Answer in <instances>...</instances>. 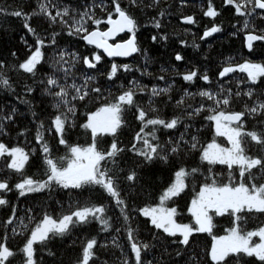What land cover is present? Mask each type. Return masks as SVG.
Returning a JSON list of instances; mask_svg holds the SVG:
<instances>
[{
    "label": "trees",
    "instance_id": "trees-1",
    "mask_svg": "<svg viewBox=\"0 0 264 264\" xmlns=\"http://www.w3.org/2000/svg\"><path fill=\"white\" fill-rule=\"evenodd\" d=\"M43 2L49 6L52 15L57 10L69 9V16L63 17L69 24L72 18L79 19L81 13L89 11L93 19L101 23L95 24L93 20L85 18L84 27L88 31L92 28L102 30L109 14L114 16L115 5L112 0ZM118 2L136 21L135 44L139 51L130 58L111 61L86 46L80 38L81 34L70 36L67 26L59 22L52 23L43 14L32 15L34 11H39V0H0V9L7 12L19 10L28 14L30 19L27 23L35 32L33 35L24 27V18L0 12V62L5 65L0 73L5 75L11 85L9 88L0 87V143L9 148L21 147L29 155L22 173L8 169L9 158L0 157V182H7L11 189L0 191V198L7 201L5 205H0V243L16 253L6 264H23L24 256L20 249L30 236V231L45 214L57 219L85 204L103 206L106 209L104 216L108 221V230L105 231L104 226L96 220L77 224L63 237L56 236L44 244H35L36 264H76L81 257L82 248L90 239L97 241L93 249L95 258L90 264H123L125 260L128 264H135L128 239L129 228L133 230L136 240L150 246L147 251L142 252L145 264L148 261L152 264H212L208 256L211 239L213 236L223 235L232 225L231 215L216 216L210 212L214 225L212 234L195 233L190 237V244L184 246L173 243V240L180 239L179 236L169 237L152 227L150 220L140 215L139 209L159 203L160 195L174 181V174L180 168L189 173L193 168L198 171L186 178L184 191L167 203L177 209L175 220L178 222L194 223L187 210L190 186L197 189L202 181H212L213 178L219 180V183L239 182L237 166L229 170L226 165L210 166L201 162L200 151H192L190 143L195 136L199 141L198 148L206 147L213 140L219 145H227L222 136L215 135L214 123L206 119L210 115L208 109L215 107L214 101L199 96V92L208 91L218 99L229 98L228 106L221 105V110L225 112H245V106L252 107L258 102H264V77H260L256 84L250 83L247 75L239 70L223 78L219 77L223 67L229 64L237 67L251 58L264 65V41L253 43L252 51L246 49L243 42L245 32L254 31L258 35H264V22L258 21L259 17L264 19V14L255 12L250 17L237 15L234 7L227 5L225 0H137L135 5L130 0ZM209 2L219 13L215 18L204 15ZM188 16L193 17L195 22H183ZM245 19L249 21L247 29L244 27ZM157 22L160 25L158 28L155 26ZM212 26L221 30L204 37L205 30H210ZM153 37H156L155 41ZM37 39L44 42L41 48L43 59L37 65L35 75H31L19 70L18 65L35 50ZM60 52L68 54L65 60L69 63L61 62L64 68L70 67L73 62L71 54H76L75 67L71 68V74L67 78L63 71H56L59 65L55 61L59 59ZM12 53L16 55L13 56ZM177 54L183 59L177 61ZM94 56L100 57L99 62L93 59ZM83 57H88L96 67L88 68L84 65ZM113 65L117 66V73L112 80H108L107 74ZM125 65L128 66V71H125ZM190 71H196L198 75L193 81L186 82L183 75ZM203 75L208 76V82L201 79ZM50 76L57 78L60 84L75 83L77 86L85 85L86 76L94 77L87 83L89 95L84 100H72L75 93L71 88L68 89V100L75 106L76 114H69L63 133L66 141L64 145L59 143L60 136L55 133L52 121L60 112L67 110L64 107L59 110L54 107V97L46 94L47 79ZM161 76L164 79H159ZM154 87L157 90L168 88L169 91L153 96L151 90ZM92 88H100L101 91L92 92ZM129 89L135 92L134 105L124 106L121 113L122 126L115 135L100 134L96 138V147L100 151L111 150L114 141L123 149L114 161L107 159L102 164L116 176L124 205L117 206L114 198L99 186L64 189L52 184L41 192L19 195L15 185L24 177L36 181L47 179L42 144H47L48 155L55 160L69 155L72 146L88 147L93 143L91 131L82 127L87 122L88 114L114 102L117 96ZM186 92L188 95H185ZM248 92L252 93L251 98L245 95ZM180 100L184 103L178 105L177 101ZM201 105L205 110L189 115ZM137 107L145 110L148 117L159 116L166 121L177 117L180 119L174 129L155 126L156 140L152 141L148 137L153 144L161 145V151L168 155L167 163L160 159L145 162L143 157L130 150L134 143L137 148L143 147L142 141L138 143L135 139L141 128L137 119ZM8 116L11 119H7ZM243 124L247 131L264 132V115L246 114ZM152 127L149 126L145 132L151 131ZM38 130L43 137L42 143L37 142ZM246 139L247 154L264 157L261 146L250 141V138ZM173 146L179 149L175 154L170 152ZM133 172L135 179L128 181L126 176ZM252 174L253 183H264V169H253ZM122 212L128 216L127 221ZM240 215L243 219L239 226L243 232L264 226V213L244 212ZM9 219L13 223L5 227V222ZM13 229H16L15 233ZM257 241L258 238L253 237V242ZM237 259L239 264H262L255 256L248 257L244 254H240L239 258L228 257L226 264H237Z\"/></svg>",
    "mask_w": 264,
    "mask_h": 264
},
{
    "label": "snow or ice",
    "instance_id": "snow-or-ice-1",
    "mask_svg": "<svg viewBox=\"0 0 264 264\" xmlns=\"http://www.w3.org/2000/svg\"><path fill=\"white\" fill-rule=\"evenodd\" d=\"M115 5L114 12L118 16L117 19L113 20L112 15L109 14L106 23L111 25L108 31L98 32L88 30L84 27L85 18L93 20V23L99 24L101 21L94 20L92 14L89 11H85L80 14L79 19L72 18L71 24L64 20L63 17L69 16V9L65 8L62 11L57 10L55 15H52L49 11V6L39 0V11H34L32 15L43 14L48 17L52 23H61L69 28L68 35H80V38L85 40L90 45H95L97 48H103L104 51L109 55H128L133 52L139 51L135 44V30L136 21L132 18L123 8H121L118 0H112ZM132 4H136L137 0H130ZM227 5L234 7L237 15L250 17L257 9L264 10V0H225ZM0 12L15 17H22L25 20L24 27L33 35L34 30L30 27L27 21L30 19L28 14H25L19 10H13L7 12L4 9H0ZM219 13L214 9L211 2H209L207 10L204 12L205 16L215 18ZM163 15V13H161ZM58 18H60L58 20ZM264 18V17H262ZM183 22L192 24L194 18L191 16L185 17ZM249 21L245 19L244 27L248 28ZM157 28L160 27L157 22L155 25ZM221 29L217 26H212L210 30H205L204 37H208L213 33L219 32ZM128 31L132 33V38L128 39L123 45H116L113 48L112 45L107 43V39L115 33ZM156 37H153L155 41ZM248 41L247 47L249 51L253 50V41H264V35L248 34L246 36ZM55 41L53 40V43ZM43 41L37 39V46L34 51L26 58L25 61L19 63L18 69L24 73L35 75L37 65H39L43 59V53L41 48ZM120 50V51H118ZM15 56V53H12ZM67 53L60 52L59 59L55 61L59 67L56 71H63L65 77L71 74V68L75 67L76 54H71L73 62L69 68H64V64L69 63L65 60ZM97 62L100 57L94 56ZM175 59L180 61L183 57L179 54L176 55ZM82 61L88 68H95L96 65L90 61L88 57H83ZM5 65L0 62V69H3ZM125 71H128V66H124ZM239 70L240 72L247 73L248 81L252 84H256L260 77H264V65L245 62L242 65L233 67L231 64L223 67L219 73V77L223 78L227 74ZM117 73V66L113 65L110 72L107 74V79L112 80ZM198 73L196 71H190L183 75V80L191 82L196 78ZM94 77L86 76L85 85L77 86L75 83L71 85L60 84L58 79L54 76H50L47 79V88L45 89L46 94L53 96L56 103L54 107L58 110L61 107L66 108V112H60L56 115L52 121L55 133L60 136L59 143L64 145L66 141L63 138L65 125L69 121V114L74 116L76 114L75 106L68 100L69 91L71 88L75 95L72 96V100H84L88 95L89 91L86 90L87 83L93 80ZM164 79V77H159ZM205 82H208L209 78L207 75L201 77ZM0 87L9 88L11 87L9 80L3 73H0ZM53 89H58L53 91ZM143 90V89H141ZM31 92V89H28ZM92 92L99 93L100 88H92ZM152 95H160L161 93H167L168 88H162L157 90L155 87L152 88ZM133 89L123 92L115 98L114 102H110L100 107L97 111L88 114L87 122L82 125L86 130L91 131L93 143L88 147L72 146L69 150V155L61 157L59 160H55L49 157V148L47 144H42L43 147V163L46 166L45 174L47 179L43 181H36L30 177H24L21 182L15 185V189L19 192L20 196H24L27 193L41 192L47 189L50 185L55 184L64 189H81L84 186H99L108 196L114 198L117 206L125 204L122 199L120 190L117 186L116 176L112 174V170L105 169L102 162L107 159L115 160V157L119 152L123 151L114 141L111 145V150L104 152L100 151L96 147V138L100 134L115 135L117 130L122 126L123 120L121 113L124 111V106L134 105ZM185 95H188L186 92ZM199 96L205 97L208 100L214 101L215 107L208 109L210 115L206 119L212 121L215 126V135L223 136L227 139L231 145L230 148L222 147L213 140L208 143L206 147L198 148L199 141L195 136L192 137L190 143V149L192 151H200L201 162H206L208 165H227L228 169H233V166H237L239 169L240 180L238 183H227L218 184L213 178L211 183L203 184L197 196L191 201V207L188 209L189 213L193 218V224H181L177 223L175 216L177 215V209L175 207H168L167 203L174 197L180 195L184 191L186 184L185 180L189 175L195 174L198 169L193 168L191 173L186 171L184 168H180L175 172L174 181L168 186L159 197V204L155 207H144L139 209L141 216L150 220L152 227L162 231L169 237H177L180 239L173 240V243H179L184 246L190 244V237L195 233H209L212 234L213 230V217L209 214L214 212L216 216H223L225 214L233 217V227L227 230L228 234L225 236L216 237L213 236V243L208 253L212 264H226L227 258L230 256H236L239 258L240 254H244L248 257L255 256L257 260L264 264V226L259 227L254 231L243 232L239 226V222L243 219L241 213H264V183L256 184L252 181L254 176L252 174L253 169H264V157L261 156H250L247 154V144L250 141L261 146V151H264V132L247 131L244 129L243 117L246 114L251 115H264V102H258L252 107L245 106V112H232L227 113L221 110V105L228 106L230 103L229 98L223 97L218 99L217 96L208 91H201L198 93ZM239 95V93H237ZM251 98L252 93H245ZM184 101H177V104H183ZM205 110L204 106L193 109L189 115L198 114L200 111ZM138 116L137 119L141 123L140 131L136 134V141L139 143L142 141L143 147L137 148L134 143L132 150L136 155L143 157L145 162H152L156 159H160L165 163L168 162V155L161 151V145L153 144L151 140H156L155 126H160L164 129H174L180 119L173 118L170 121L155 116L148 117V113L137 107L136 109ZM151 111H156L151 109ZM7 119H11L8 116ZM153 126L151 131L145 132V129ZM43 125H41V128ZM43 137L39 130L37 132V142L42 143ZM178 147L173 146L170 150L171 154L178 152ZM7 156L9 161L7 162V168L17 173H22L25 164L29 160V155L21 147L9 148L3 143H0V157ZM211 171V168H209ZM128 181L135 179V173H130L126 176ZM230 181L232 177H229ZM247 180V182H245ZM7 182H0V191H10ZM7 201L0 198V205H5ZM106 209L103 206H97L94 204H85L79 206L67 214H63L61 217L54 219L51 216L45 214L42 220L36 224V226L30 231V236L26 238L23 247L20 252L24 256L23 264H36L34 260V245L44 244L53 237L66 235L70 228L77 224L90 223L92 220L99 221L103 226L104 230H108V221L104 216ZM124 219L127 221L128 216L124 214ZM31 219V218H29ZM12 219L5 222V227L12 224ZM16 232V229H13ZM253 237H258L259 242L254 243ZM6 240L7 237H4ZM128 239L130 243L131 252L135 259V264H145L142 252L149 249V244L140 243L135 239L133 230L129 228ZM97 244L95 239L87 241L86 246L82 248L81 257L77 260L76 264H90V261L95 258L93 251L94 246ZM16 255L14 251L8 248L4 243H0V264H6L10 257ZM179 255V253H177ZM123 264H128L125 260ZM147 264H152L148 261ZM239 264V259H237Z\"/></svg>",
    "mask_w": 264,
    "mask_h": 264
},
{
    "label": "water",
    "instance_id": "water-1",
    "mask_svg": "<svg viewBox=\"0 0 264 264\" xmlns=\"http://www.w3.org/2000/svg\"><path fill=\"white\" fill-rule=\"evenodd\" d=\"M257 10H260V9H257ZM262 12H264V10H260ZM118 16L116 15L115 17H113L112 19L115 20L117 19ZM106 24V27L103 29V30H100L98 28H93L91 30H89L88 32H92V31H98V32H105V31H108L109 28L111 27V25H109L108 23H105ZM126 31H122V32H118V33H115L114 35L110 36L108 39H107V43L109 45H112L113 48H115L116 45H123L127 42L128 39L132 38V35H129L127 38L123 39V40H115L117 37L123 35ZM82 42L86 45V46H89L91 48H93L94 50H96L98 53H100L103 57H105L106 59H127L129 57H132L135 52L131 53V54H128V55H112V56H109L103 48H97L95 45H90L88 44L85 40L82 39ZM247 44H248V41L245 42V45L247 47ZM248 48V47H247ZM120 51V50H118ZM229 113V112H227Z\"/></svg>",
    "mask_w": 264,
    "mask_h": 264
},
{
    "label": "rangeland",
    "instance_id": "rangeland-1",
    "mask_svg": "<svg viewBox=\"0 0 264 264\" xmlns=\"http://www.w3.org/2000/svg\"><path fill=\"white\" fill-rule=\"evenodd\" d=\"M116 16V14H115V12H114V16H112V18L113 17H115ZM107 19H108V17L105 19V22L107 21ZM121 36H119V37H117L115 40H117V39H119ZM130 58V57H129ZM252 59V60H251ZM251 59H249L250 61H248V62H251V63H256V64H261L260 62H256V59L255 58H251ZM111 60V59H110ZM112 61V60H111ZM245 62H243L242 64H244ZM242 64H240V65H242ZM239 65V64H238ZM244 75L246 76L247 75V73H245L244 72ZM248 78V77H247ZM98 110V109H97ZM96 110V111H97ZM95 112V111H94ZM232 112H237V111H232ZM232 112H229V113H232ZM239 112V111H238ZM214 125V124H213ZM214 128H215V126H214ZM223 137V136H222ZM225 140H226V142H227V145H223V144H221V146L222 147H226V148H230L231 147V145L228 143V141H227V139L225 138V137H223ZM225 142V141H224ZM223 142V143H224ZM227 166V165H226ZM212 181H210V180H208V181H206V182H204V181H202L199 185H198V187H197V189H193V187L192 186H190V201H189V205L187 206V210L191 207V201L197 196V194H198V192H199V189H200V187L203 185V184H205V183H211ZM218 184H227V182H223V183H219V180L218 181H216ZM159 203H157L156 205H153L152 207H155V206H157ZM167 206L168 207H175L174 205H169V204H167ZM189 212V211H188ZM211 213H213L214 214V212H211ZM211 213H209L210 215H211ZM191 215V214H190ZM192 217V216H191ZM179 218H182V216H179ZM193 219V218H192ZM177 223H181V224H187L186 222H178V221H176ZM231 227H233V221H232V225H231ZM230 227V228H231ZM229 228V229H230ZM242 231H243V229H242ZM228 234V232L226 231L223 235H218L217 237H220V236H225V235H227ZM258 238V237H257ZM259 242V238H258V241H257V243ZM212 243H213V238L211 239V244H210V247H209V251H210V249H211V246H212Z\"/></svg>",
    "mask_w": 264,
    "mask_h": 264
},
{
    "label": "flooded vegetation",
    "instance_id": "flooded-vegetation-1",
    "mask_svg": "<svg viewBox=\"0 0 264 264\" xmlns=\"http://www.w3.org/2000/svg\"><path fill=\"white\" fill-rule=\"evenodd\" d=\"M256 12L258 13V14H261V13H264V12H261V11H259V10H256ZM258 21H259V23H262V22H264V19L262 20L260 17L258 18ZM254 22H257V21H254ZM248 34H257V33H255L254 31L252 32V31H248V32H245L244 34H243V40H244V43L247 41V39H246V36L248 35ZM129 36V35H132L131 33L129 34V32L127 31L126 32V34H125V36ZM260 40H258V41H253L252 42V44L254 43H257V42H259ZM246 49H248L247 47H246ZM244 73V72H243Z\"/></svg>",
    "mask_w": 264,
    "mask_h": 264
}]
</instances>
